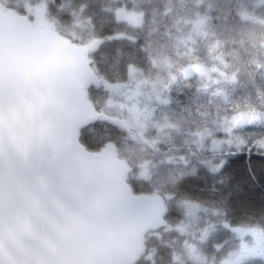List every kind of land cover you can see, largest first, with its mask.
<instances>
[{
    "label": "trees",
    "instance_id": "obj_1",
    "mask_svg": "<svg viewBox=\"0 0 264 264\" xmlns=\"http://www.w3.org/2000/svg\"><path fill=\"white\" fill-rule=\"evenodd\" d=\"M45 5L54 29L89 50L100 78L87 97L102 114L80 133L87 150L112 149L128 166L136 195L161 197L163 226L144 239L137 264H194L177 260L188 208L197 205L210 236L200 243L205 264H219L239 248L237 230L264 235V127L241 118L237 147L216 153L200 149L204 135L223 138L237 116L264 115V0H0L25 16V4ZM140 16L133 25L119 11ZM197 74L186 75L191 68ZM165 86V124L141 135L110 110L111 86L130 82L132 71ZM112 113V114H110ZM248 264H264L253 261Z\"/></svg>",
    "mask_w": 264,
    "mask_h": 264
},
{
    "label": "water",
    "instance_id": "obj_2",
    "mask_svg": "<svg viewBox=\"0 0 264 264\" xmlns=\"http://www.w3.org/2000/svg\"><path fill=\"white\" fill-rule=\"evenodd\" d=\"M89 51L0 5V264H137L163 226L115 152L80 133L101 113Z\"/></svg>",
    "mask_w": 264,
    "mask_h": 264
},
{
    "label": "rangeland",
    "instance_id": "obj_3",
    "mask_svg": "<svg viewBox=\"0 0 264 264\" xmlns=\"http://www.w3.org/2000/svg\"><path fill=\"white\" fill-rule=\"evenodd\" d=\"M25 10V16L35 27L54 28L53 24L45 15V5L34 6L28 1L25 4ZM119 18L133 25L140 24V16L135 13L127 12L126 10L119 11ZM94 46V44H90L84 45L83 47L87 50H91ZM202 71L201 68L195 67L188 70L185 74L192 75ZM131 76V80L128 84L123 86H111L108 88L112 93V100L109 105L110 110L119 113L124 112V125L133 128L141 133V135H143L142 133L144 131L155 130L156 134L154 136L161 137L166 127L161 118V108L166 103L164 96L165 86L147 79L141 72L136 70L132 71ZM241 118L251 120L252 124L250 123V125L256 124L264 127V115L262 114L252 117L237 116L230 120L223 131V138H211L209 135H204L200 140L199 148L216 153L230 152V150L236 148L239 142L234 138V131L238 124H241ZM245 124L246 123H243L241 125L244 126ZM202 213L203 212L197 205L190 206L188 208L189 221L182 230L186 236V241L184 243V252L181 254V258L188 259L194 264H205L206 258L199 244L204 243V240L210 236L214 228L212 224L207 223L208 221L205 219L204 215L201 218ZM236 234L239 245L243 242H251L254 237L260 238L261 235H263L253 229H240L236 231ZM190 245L192 248L194 246L195 250H193L194 252L192 251L193 253H190ZM239 255V250L237 249L231 252L227 258L219 264H242Z\"/></svg>",
    "mask_w": 264,
    "mask_h": 264
},
{
    "label": "flooded vegetation",
    "instance_id": "obj_4",
    "mask_svg": "<svg viewBox=\"0 0 264 264\" xmlns=\"http://www.w3.org/2000/svg\"><path fill=\"white\" fill-rule=\"evenodd\" d=\"M190 253H193L195 250L191 245L189 246ZM239 258L242 264H248L253 261H263L264 262V235H261L260 238H255L251 242H243L239 245ZM193 251V252H192ZM184 260L181 258V255L177 257V260Z\"/></svg>",
    "mask_w": 264,
    "mask_h": 264
}]
</instances>
